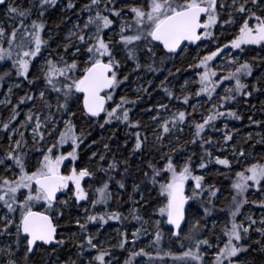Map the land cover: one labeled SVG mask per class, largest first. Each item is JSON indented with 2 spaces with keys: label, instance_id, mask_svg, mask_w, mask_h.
Segmentation results:
<instances>
[{
  "label": "snow or ice",
  "instance_id": "1",
  "mask_svg": "<svg viewBox=\"0 0 264 264\" xmlns=\"http://www.w3.org/2000/svg\"><path fill=\"white\" fill-rule=\"evenodd\" d=\"M77 2L78 0H66V3L61 4V0H29V6L22 8L16 6L14 0H0V7H3L5 17L13 21L18 20L15 25H10V31L0 23V63L11 62L9 69L0 72V81H3L5 77H11L13 70L17 78H23L30 86L38 80H43V86L38 89V97L26 92L18 102V105H23L28 101L35 102L39 99L42 102L41 110L29 109L25 113V119L20 121L18 126H13L12 122L20 115L18 105H13L10 117L0 125V133H4L7 138V147L3 155H0V212L3 213L0 214V236H14L16 245V251L12 250L11 244L0 248V254L7 257L4 264H19L15 257L21 246H23L24 264H28L29 254L41 244L63 246L65 241L57 239V227L53 224V216L47 213L55 211L58 203L67 206L73 197L77 206L81 201L89 200V193L85 190L82 181H85V178L97 179L96 172L85 166L72 167L68 174L62 173V165L65 161L79 160L78 149L84 143L85 134L82 130L78 131L74 123L77 112L82 118L96 123H99L101 115L104 114V121L99 124L100 128H104L113 121L123 123L129 128L140 127L139 121L133 122L130 119V109L126 107L128 104H135V101L121 96L119 103H116L114 107L110 109L106 107L108 101L113 100L115 90L129 78L127 75L123 79L119 76L123 65L117 59L118 52L122 51L125 61L134 64L133 72L143 68L147 72L156 73L161 70L155 66L161 46L164 55L160 56L159 64L163 65L170 54H178L177 50L181 48L183 42L194 44L202 39L214 40L212 30L217 26L223 10L229 9V18L224 21L225 24L235 23V16L242 19L238 32L228 43L222 46L217 45L215 51L201 57L197 64L190 65L195 69H202L197 72L198 80L193 81L199 85L195 92L197 97L206 95L211 101L217 88L222 86L224 81H234V85L225 88V94L219 97L220 103L213 104L206 116L202 114V122L193 120L189 124L193 129V139L190 143L195 144L200 141L201 148L205 144H212V140L204 139L202 133L206 128L215 129L214 122L217 119L221 117L241 119L235 111H221L227 103L235 101L237 96H251L253 92L261 90L253 84L249 91V85L243 82V78L254 75L252 63L240 62L238 57H234L227 61L228 65H235L234 70L226 69V75L214 79L218 73L210 62L228 48L243 51L244 46L264 47V0H231L230 4L225 3L224 0H87L76 13L78 19L82 13H87V18L82 25L75 23L69 29L62 44L63 54L56 53V58H53L49 53L40 66V74L30 79L34 60L40 57L44 50L50 48L51 33H48V39L44 38L47 27L46 14L58 5L64 12L75 11ZM33 14L36 19H32ZM116 21H119L118 31L114 28ZM115 36H118V40L114 39ZM141 56L147 57L152 63L142 65ZM66 57H70V62ZM81 58L84 65L82 69ZM221 68L223 70V66ZM169 75H173L171 70ZM256 79L259 82L264 79V75ZM166 80L167 77L161 81V87L171 99L174 93L164 86ZM187 85L188 81H185L182 90L186 89ZM20 86L15 84L12 87ZM12 87H9L8 94L3 101H0V104L5 106L11 104L9 96L12 93ZM143 91L146 92L147 89ZM52 93L56 97L54 105L50 102ZM175 98L180 99V97ZM190 99V94L183 95V104L189 105ZM73 106L76 111L72 110ZM190 106L191 113L183 110L173 112L171 116L158 124L162 132L156 138L160 141L161 148L166 147L163 145L164 134H169L178 127L180 131H183L180 126L188 124V117L196 113L197 105ZM161 109L168 110V105L161 103L156 111L159 113ZM151 119L157 121L160 117L156 115ZM249 120L251 121L252 118L249 117ZM29 128L34 146L32 150L29 149V141L25 135ZM57 132L58 135L53 142L45 148V141ZM88 134L90 135V132ZM135 137V144L128 157L118 159L114 154L112 160L107 162L106 168L98 166L97 171L103 172L106 179L101 178V186L94 190L95 198L91 199L92 208L101 204L106 205L112 198V193L109 191L110 182L119 189L127 190V180L131 176L129 161L143 151L147 141V137H142L138 131ZM232 138L230 132H225L223 136L225 143ZM66 145L71 148V151L66 153L60 151L57 154L58 150ZM104 147L110 151L108 144ZM33 150L39 153V157L36 158L35 164H30ZM183 150L182 146L175 147L171 149V153L179 154ZM171 153L160 151L159 161L147 162L151 175L148 171H145L143 175L147 182L153 186H159V196L164 202L158 208V213L160 217H166V223L172 226L171 236L180 240L183 232L182 225L186 222L190 208V206L186 208L189 201L200 199L204 216L207 217L214 208L213 198L217 197L219 189L214 185H206L203 174H194L191 156L177 161ZM245 155L243 150L238 154L235 149L233 150L237 164ZM96 156L97 153L93 152L89 161ZM99 160L105 161V155L100 154ZM212 161L213 153L205 150L200 158L199 169L206 170ZM214 162L231 171L233 162L228 158L217 156ZM117 176L119 179L116 178ZM189 182H192L191 195L186 190ZM253 187L257 191L264 190V163L260 161L248 164L242 170L235 172V178L231 184L233 195L228 207V220L222 228V235L226 239L222 241V237L218 236L216 244L213 245L208 238H200L204 225L197 220L190 225L188 232L182 237V240L187 242L186 249L179 255L169 251L164 252L163 256L171 257L174 264H252V261L242 257V254L248 253L251 249V244L245 242L251 239L250 232L259 233L261 239L254 240L252 243L260 246L258 251L264 252V242H262L264 241V217L259 222L251 215L239 222L237 217L241 215L242 207L249 203L245 194ZM139 191L140 184L133 182V192ZM68 192L71 196L61 201L58 194L68 195ZM205 194L208 196L206 201L203 199ZM41 201L46 205L44 213L33 210V205ZM259 206L264 208V201H260ZM85 213L84 222L76 220L83 234V238L76 243L77 256L81 259L73 260L69 257L63 264H84L82 260L84 252H91V250H95L96 255L92 256L87 264H112L110 259L106 260V257L110 256V251L96 242V235L88 232V224L99 222L102 227L109 221L119 222L126 217L119 212L111 211L87 214L88 209H85ZM131 214L134 220H141L138 209H132ZM155 223L157 231L152 242L153 246L159 245L162 239V233L159 231L161 221L157 220ZM143 231L142 228H138L132 233L133 245ZM120 235L121 240L117 247L125 249L128 243L127 235L126 233H120ZM181 247L185 248V245L182 243ZM207 249H213L211 261L206 259ZM138 256H148L151 264V254L143 248L139 251L129 250L124 264H134ZM261 264H264V261H261Z\"/></svg>",
  "mask_w": 264,
  "mask_h": 264
},
{
  "label": "trees",
  "instance_id": "2",
  "mask_svg": "<svg viewBox=\"0 0 264 264\" xmlns=\"http://www.w3.org/2000/svg\"><path fill=\"white\" fill-rule=\"evenodd\" d=\"M86 2L87 0H78L75 11L64 12L61 10V7L59 5L54 10L50 9L45 17L47 21V27L45 30L44 38L47 39L46 33L48 32H63L65 26L69 24L72 20H85L87 18V13H82L79 19L77 18L76 13L79 12L82 5ZM63 3H66V0H61V4ZM15 5L18 7L27 8L29 6V0H19ZM112 18L115 20L114 17ZM32 19H36L35 14H33ZM28 22L30 23V21ZM16 23H18V20L16 21ZM114 27L116 31L119 30V21H116ZM214 37L215 39L210 41V47L217 46L221 36L214 35ZM60 40L61 36L53 35V37H51V40H49L50 48L44 50V53H47L48 56L49 53H51L53 58H56V53L63 54V43H61ZM194 52V49L188 48L186 50L185 56L179 57V61H175V58L168 56L164 60L163 65H160V56L164 55L161 50L158 56L156 57L155 65L161 70L157 71L156 73L147 72L146 69L143 68L138 72H133L132 69L134 67V64L130 61H125V56L122 51L117 53L118 57H120V55L122 57L120 61L123 66L120 72L125 71V75L129 77L128 80L124 81L123 84L131 85L132 76H137L144 83L143 89H147L146 92L142 91L139 96H133L132 94L131 96H128L127 94L124 95L127 97V99L135 101V104H128L126 105V107L130 109V119L133 122L139 121V128H129L125 124L119 123L118 121H113V123L105 125L104 128H100L99 124L103 123L104 116L99 121V123L89 122L87 119L82 118L79 112H77V116L74 119V123L77 125V130H82L85 134V138L84 143H82L80 148L78 149L79 160L72 163L75 167L80 168L85 166L89 167L91 166L90 164L92 162L96 161L97 164L94 170H92L96 172L97 179L90 180L87 178L89 184L92 185L94 188L101 186V178L106 179L103 172L97 171L98 166H103L106 168L107 162H110L112 160L114 154L117 156L118 159H124L128 157L135 144V133L137 131L141 133L142 137H147V141L144 145L143 151L141 153H138L136 156L132 157L129 161L131 176L127 180V190L119 189L112 182H110L109 184V191L111 193H115L116 198H118V205L114 212H119L122 214L123 217H126V220L122 219L121 221H119V224H122L124 221H127L129 225L134 226L136 229H144L145 215H147L151 210L156 208L159 205V202L163 200V198L159 196V186H153L151 183L147 182L143 175L145 171H148L149 175H151L150 169L147 168V162L149 160H152L154 163L159 161L160 151L171 153L172 148L182 146L184 149L183 152L179 154L171 153L174 159L177 161H182L188 156H191L194 174H203L205 176L206 185H214L215 188L219 189L217 197L213 198L214 208L212 209L211 214L207 217L204 216V210L200 199L190 201V208L188 207L189 212L187 214L186 224L183 227V232L181 233V239L177 240L176 237H172L173 239H171L169 242L172 245V249L174 250L175 254H180L183 250L186 249L187 242L183 241L182 237L185 233L188 232L190 225L195 223L197 220H200L201 224L204 225L201 231L200 238L206 237L210 240V242L213 238L217 236L226 239L222 235V228L225 222H227L228 220V207L231 204V199L233 195L231 184L232 180L235 178V172L242 170L248 164L254 163L256 161L264 163V79H261L259 82L256 81V87L260 88V91L253 92L251 96H237L235 101L227 103L225 105V108L221 109V111H235L238 115L241 116V119L236 120L234 118L221 117L214 122L215 129L206 128L205 132L202 133V135L204 139L210 138L212 140L211 145L205 144L204 147L201 148L200 141H197V143L195 144L190 143V141L193 139V129L189 126V124L193 120L197 121V118L203 114L199 111L194 113L192 116L188 117V124L180 126L183 128V131H180V128L178 127L174 129L171 133L164 134L163 145H166V147L161 148V143L160 141H157V138H155V146L151 147V140H148V131L150 130L149 122H151L152 120L147 119V114L156 111L158 105L161 103L177 104V99L175 98L177 97V95L174 93V87H178L182 83L181 81L184 80L187 75L193 72L196 75L197 72L200 71V69L190 67V65L197 64L200 59L198 56L197 63H189L190 57L194 54ZM240 55L242 58V62L247 61L249 63H252L254 66V75L243 78V82L249 85L248 90L251 91V82L256 79L258 72L262 71V69L264 68V48L261 47L244 49L240 52ZM213 62L214 61L210 62L211 66ZM147 63H152V61L145 56H141V64L144 65ZM81 65H83L82 62ZM177 69H179V71H177ZM169 70H171L173 75H169ZM3 71L5 70H0V72ZM37 71L38 69L35 63L33 62L29 78L32 79L38 76L39 74L37 73ZM12 77H14V75L5 78ZM165 77H167V80L165 81L164 86L174 93V97L171 99L167 96V94L163 91L161 87V81H164ZM225 84H228L230 85V87H232L234 85V81H226ZM42 86V79L38 80L34 85L31 86L28 85L27 81H24L21 90L14 91L10 95L12 104L8 108V110L3 113V111L0 109V116L3 117V121L0 125H2L3 122H5L10 117L11 108L13 105H18L20 97L24 96L26 92L34 94L35 90L41 88ZM200 98L202 97H198V99ZM203 99L205 98L203 97ZM119 101L120 99H118L116 103H119ZM180 101L181 102L179 103L183 104L182 100ZM29 102L30 101L26 102L23 105H18V110L20 114ZM207 102H210L209 99L207 100ZM148 109H152V111H148ZM74 111H76V109ZM159 112H162V115L164 116L163 112H165V110L161 109ZM169 116H171L170 113L165 114L164 119ZM249 117L252 118L251 121L249 120ZM253 121H259L260 123L257 124ZM222 122L228 123L229 126H243V131L250 132L249 136H251V139H249V136L247 138H232V140L228 141L227 143L222 140L221 143L224 150L218 149V143L215 141V137L218 135L219 132L218 126ZM157 129L158 134H160L162 132V129L159 127H157ZM89 132L90 135L88 134ZM230 133L232 134V137H234L233 133ZM93 141H95V143H93ZM105 144L109 145L110 151L105 149ZM230 145L234 146L236 152L238 151L239 147H241V150L246 153L245 157L240 158V164L235 163L236 157L234 158L233 155L227 156L225 154L226 148ZM205 150L213 153V161L208 165L206 170H201L199 169L198 165L200 163L201 156H203L205 153ZM93 152L97 153V156L94 157L91 161H89V157L92 156ZM249 153L251 155H249ZM100 154L105 155V161L99 160ZM217 156L220 158H228L230 161L233 162L231 171H229V169L225 168L224 166L215 164L214 157ZM205 159H207L206 156ZM122 170L123 169L121 168V171ZM116 178L119 179V176H117ZM133 182L140 184L139 192H133ZM191 184L192 182H189V184L186 185V190L189 195H191ZM259 194L264 195V190L257 191L254 187L249 189V191L245 194L249 203L245 204L242 207L241 215L243 214V211L246 207L253 209L261 208L257 202L253 203V201L259 198ZM141 196H143V200H141ZM203 199L205 201L208 199L207 194L204 195ZM113 201L114 200L112 196V198L107 202L106 205H97L96 208L100 210V213L109 211V208L111 207ZM96 208H94L93 210H95ZM134 208L139 210V215L141 216L140 221L134 220L132 218L131 210ZM221 209H223V211H221ZM43 211L46 212L45 209ZM47 214L54 217V221L58 229L59 239L62 238L63 240H65V237L67 238V236L69 235V230L73 232L78 231L80 237L79 239L81 240L83 238V234L81 233L79 227L77 225L74 226L70 218L66 219L65 216H63L59 211H53ZM241 215L237 217L238 222ZM212 222H217L218 226L216 227L215 232H210L209 234H207V226L209 223ZM97 224L99 223L97 222ZM90 227L91 224L89 223L88 229ZM12 231L14 232L15 229L13 228ZM250 237L251 239L246 241L245 243L251 244V249L248 253L242 254V257L244 259L252 261V264H261V261H264V252L258 251L260 246L252 243V241L259 240L261 239V237L259 233H256L255 231L250 232ZM182 243L185 245V248L181 247ZM159 245V251L161 252L162 242H160ZM63 246H58L55 248L38 247L35 250L34 254L30 256L28 264H50L52 259L55 257V254L57 255L59 253L62 257L61 253L63 252ZM70 247L71 249L78 251V249L76 248V243L72 244ZM112 252H114V250ZM84 254L86 253L84 252ZM117 254L119 256L122 255L121 252H117ZM166 262L168 263V260ZM22 264H24V261H22ZM169 264H174V262H169Z\"/></svg>",
  "mask_w": 264,
  "mask_h": 264
},
{
  "label": "rangeland",
  "instance_id": "3",
  "mask_svg": "<svg viewBox=\"0 0 264 264\" xmlns=\"http://www.w3.org/2000/svg\"><path fill=\"white\" fill-rule=\"evenodd\" d=\"M18 1L19 0H14V3L16 4ZM224 2L230 4L231 0H224ZM228 11H229V9H225L221 12L218 24L212 30L214 35L221 36L220 41L218 43V45H221V46L228 43V41L234 37V35L238 32L239 25L243 22L239 16H235V23L225 24L224 21L229 18L228 17ZM83 21H84V19L72 20V21H70L69 24H67L65 26V28L63 29V32H61V33H56V31L50 32L51 37H53V35L61 36L60 42L64 43V37L67 35L69 29H71L75 23H80L82 25ZM0 23H2L3 26L6 29H8L9 31L11 30L10 25L16 24V21L9 20L5 17L3 7H0ZM253 23H254V21H253ZM48 33H46L47 39L49 38ZM44 35H45V33H44ZM114 39H118V36H115ZM210 41L211 40H203L202 39L200 44L195 48L194 54L190 57L189 63H197V57L198 56H199V58H201V57L205 56V54H208L212 51H215L217 46L210 47ZM252 47L253 48H256V47L261 48L260 46L250 45V46H244V49H248V48H252ZM240 52H241L240 50H233L231 48H228V49H225L220 55H218L213 60L214 62L212 64V67L218 73V76L214 79H218L219 76L226 75L227 74L226 69L231 68L234 70L235 65H228L227 64L228 60H231L234 57H238L240 62H242ZM185 54H186V49L183 48L181 50V52L176 56L177 58L175 57V61H179V57H181V56L184 57ZM46 57H48V54L43 52L40 57H38L34 60V63L38 69V71H37L38 74H40V66H41V64H43L44 59ZM121 58H122L121 55H120V57H118V55H117V59L121 60ZM68 59L70 62V57H68ZM81 62L83 63V58H81ZM83 66L84 65H81V63H80V67L82 68ZM221 66H223V70H222ZM10 67H11L10 61L0 63V70H6V69H9ZM200 71H202V69H200ZM125 74H126L125 71L119 72L120 78L122 79ZM12 75H14V77L5 78L3 81H0V101H3L5 99L6 94H8L9 87H12L15 84L21 85L19 88L12 87V93L14 91L21 90V88H22V85L24 82L23 78H17L14 74V70H13ZM262 75H264V68L262 69V71L258 72L256 77H260ZM196 76H197V74L195 75V73L193 72V73L187 75L184 78V80L181 81L182 83L178 87H176V88L174 87V93L177 95V97H180V99L176 100L177 104H175V103L166 104L165 103L166 105H168V110H165V112H163L164 116L162 115V112L158 113L157 111H153V112H150L149 114H147V119H150V120H152L151 119L152 116L158 115L160 117V119L157 121L152 120L151 122H149L150 130L148 131L149 132L148 140H151V145H152L151 147H154L156 144L155 138L158 135L157 127H158V124L161 123L162 120L164 119L165 114H167V113L172 114L173 112H177V111H181V110L191 113L192 108L190 105L196 104L197 105V111L196 112L200 111L201 113H203V116H206L208 114V110L212 107V105L220 102L219 97L225 94V88L230 87V85L225 84L226 81H224L222 86L217 88V91H216V93H214L212 100L208 103L207 100L209 98L206 95L199 96V97H202L200 99H198V97L195 96V92L199 88L198 84L196 85V83H193V81L198 80V78H197L198 76L197 77ZM185 81H188V85H187L186 89L182 90V86L185 84ZM256 81H257V79L252 81L251 86L253 84L256 85L257 84ZM143 88H144V83L137 76H134V77L132 76V84L131 85L123 84L122 86H120L118 89L115 90V92L113 94V100L109 101L108 108L110 109V108L114 107L117 100L120 99L121 96H124L125 94H127L128 96H131V94L133 96H139L141 94V92L143 91ZM38 89H36L34 92V95H36L37 97L39 95ZM138 89H140V91H137ZM185 94L191 95L189 105H183V104L179 103V102H181L180 100L183 99V95H185ZM50 96H51L50 102L54 105L55 99H56L55 94L52 93V94H50ZM203 97L205 99H203ZM9 99L11 100V96H9ZM11 104H12V100H11ZM11 104H8L7 106H5L4 104H0V109L4 113L8 110V108L11 106ZM41 107H42V102L39 99H37L35 102L30 101L27 104V106L22 110L20 116H18L17 119L12 122L13 126H18L20 121H23L25 119V113H27L29 111V109H32L34 111H40ZM75 109H76L75 106H73L72 110L74 111ZM44 111L46 112L47 110H44ZM2 121H3V117L0 116V124L2 123ZM197 121L202 122V115L197 118ZM225 125H227V128H225ZM60 127L61 128L63 127L62 122L60 124ZM21 130L23 131L24 129H21ZM218 130H219V132H218V135L215 137V141L218 143V149H220V150H224L221 141L223 140L222 137L224 136L225 132H232L234 135L233 139H235V138H247L250 134V132H248V131L247 132L243 131L244 130L243 126H229L228 123H226V122H222L218 126ZM25 135L29 141V149L30 150L34 149V146L32 145V141H31V137H30V128L28 129V131L25 132ZM56 135H58V132L56 134H54V136L52 138L47 139L45 141V144H44L45 148L53 142ZM6 147H7V138L4 135V133H0V155H3L4 149ZM233 150H234V146L230 145L229 147L226 148L225 154L227 156L233 155L232 154ZM60 151H63L66 153L68 151H71V148L66 145L63 149L58 150L57 154H59ZM239 151H241V147H239V149L236 153L238 154ZM32 157L33 158L29 161V163L35 164L36 158L39 157V153H37L33 150L32 151ZM96 164H97L96 161L92 162L90 164L91 166H89V168L91 170L92 169L94 170ZM72 167H75V166L71 160L65 161L64 165H62V173L68 174ZM82 184H83L85 190L89 193V200L88 201H81L79 206H77V204L74 201V197H73L72 199L69 200V203L67 206L58 203L57 209L55 210V211H59L60 213H62V215L65 216L66 219L70 218L71 222L74 224V226L77 225L76 224L77 219H79L81 222L85 221V219H86L85 209H88L87 214H99L100 213V210H98L97 208L95 210H93L94 208H92V206H91V199L95 198V192H94L95 188L89 184V182L87 181V178H85V181H82ZM69 196H71L70 192H68V195L61 194L59 199L61 201H63L65 199H68ZM112 196H113L114 201L111 204L109 211L114 212L115 209L117 208V205H118V203H117L118 198H116L115 193H112ZM260 201H264V195H262V194H259V198H257L255 200V202H257L258 204ZM163 202H164L163 200L161 202H159V205L156 208H154L147 215H145V219H144L145 225H144V229H143L144 231L141 233L139 238L136 239V242L134 245L132 243V241L134 239L132 236V233L136 230V228L134 226L129 225L127 223V221H124L122 224H119L118 221H109L111 223H107L102 227L97 223L96 224L90 223L91 227L88 229V232L95 234L96 235V242L102 248L108 249L110 251V256L106 257V260L110 259L112 261V264H124V261L128 257L129 250L139 251V249L143 248L146 252H149L151 254V257H152L151 264H165V262L167 260H168L167 264H169V262H173L171 257L163 256L164 252L171 251L174 253V250L172 249V245L169 243L170 240L173 238L171 236V231L167 226L166 217L162 218V217H160V215L158 213V208L160 206H162ZM35 208H42V209H45V211H46V205H44L42 201L35 203L33 205V209H35ZM263 209L264 208L253 209V208L246 207L245 210L243 211V214L240 216L239 221H244L246 216L251 215L254 219L257 220V222H259V220L262 217H264V210ZM4 211H6V210H4ZM127 211H128V209H127ZM0 214H3V213L0 212ZM16 216L18 218V213L16 214ZM53 219H54V217H53ZM157 220L161 221V224L159 225V231H161V233H162V239L160 241V242H162L161 252L159 251L160 245H157V246L152 245V242L155 239V233L157 231V225L155 223ZM245 223H247V222H245ZM214 224H215V227H214ZM217 226H218L217 222L209 223L207 226L208 227L207 234H209L210 232H215ZM74 233L76 234L75 236L73 235ZM120 233H126V235H127L128 243L126 244L125 249H120L119 247H117V245L119 244V242L121 240ZM217 237L212 239L211 243L213 245L216 244ZM79 238L80 237H79L78 231L73 232V231L69 230V235L67 236V238L65 237V240H64L65 244H64L63 249H62L63 252L61 253L62 257L60 256L59 253L57 255L55 254V257L52 259L50 264H63V262L68 260L69 257H71L73 260L81 259L80 257L77 256V251L71 249V247H70L72 244L79 243V241H80ZM14 239H15L14 236H0V248L6 247L7 245L11 244L12 250L16 251V248H15L16 245L14 243ZM60 239H62V238H60ZM222 241H223V238H222ZM113 250H114V252H112ZM212 251H213V249L207 250L206 259L208 261H211V259H212ZM117 252H121L122 255L119 256L117 254ZM55 253H57V252H55ZM85 253L86 254L83 255L82 260L84 261V264H87V261L90 260L92 256L96 255V251L95 250H91V252L85 251ZM17 255H20L21 257H19V259H22L23 246H21V249H20V251L17 252ZM176 255H179V254H176ZM6 259H7V257L5 255L0 254V263L4 264V261ZM146 263H150L148 256H138L135 258V261H134V264H146ZM41 264H45V263H41Z\"/></svg>",
  "mask_w": 264,
  "mask_h": 264
},
{
  "label": "water",
  "instance_id": "4",
  "mask_svg": "<svg viewBox=\"0 0 264 264\" xmlns=\"http://www.w3.org/2000/svg\"><path fill=\"white\" fill-rule=\"evenodd\" d=\"M199 42L200 41H197L196 43H189V42H183V44H182V46H181V48L180 49H178L177 50V53L184 47V46H188V47H192V48H195L198 44H199ZM161 49H162V46H161ZM163 51V50H162ZM170 55H175V54H170ZM103 115V114H102ZM102 115H101V117H102ZM101 117H100V119H101ZM58 196H59V194H58ZM189 204V203H188ZM188 207V205H186V208ZM53 224H54V222H53ZM184 224H185V222L183 223V225H182V227L184 226ZM55 225V224H54ZM167 226L169 227V229L170 230H173L172 229V226H170V225H168L167 224ZM39 243V242H38ZM40 246H42V247H46V248H50V247H56V245H40Z\"/></svg>",
  "mask_w": 264,
  "mask_h": 264
},
{
  "label": "flooded vegetation",
  "instance_id": "5",
  "mask_svg": "<svg viewBox=\"0 0 264 264\" xmlns=\"http://www.w3.org/2000/svg\"><path fill=\"white\" fill-rule=\"evenodd\" d=\"M175 58V57H174ZM35 252V251H34ZM34 252L33 253H31V254H29V256H31V255H33L34 254ZM19 257H21L20 255H16V259L19 261V264H22V261H23V259H19ZM0 264H2V263H0Z\"/></svg>",
  "mask_w": 264,
  "mask_h": 264
}]
</instances>
